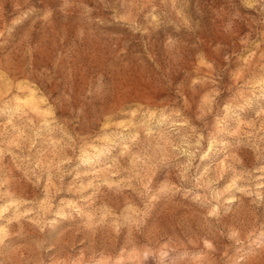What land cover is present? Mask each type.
I'll list each match as a JSON object with an SVG mask.
<instances>
[{
    "label": "rangeland",
    "instance_id": "374dc122",
    "mask_svg": "<svg viewBox=\"0 0 264 264\" xmlns=\"http://www.w3.org/2000/svg\"><path fill=\"white\" fill-rule=\"evenodd\" d=\"M0 264H264V0H0Z\"/></svg>",
    "mask_w": 264,
    "mask_h": 264
},
{
    "label": "clouds",
    "instance_id": "9594fccd",
    "mask_svg": "<svg viewBox=\"0 0 264 264\" xmlns=\"http://www.w3.org/2000/svg\"><path fill=\"white\" fill-rule=\"evenodd\" d=\"M249 7H251V5H248ZM185 171H187V166L185 167ZM234 185H229V188H231V187H233ZM224 191L226 192V191H228V189L226 188V189H224ZM223 193H220V195H222ZM214 199L216 198L215 196L213 197ZM7 209H5V211H6ZM62 214V212H58L57 213V215H61Z\"/></svg>",
    "mask_w": 264,
    "mask_h": 264
}]
</instances>
